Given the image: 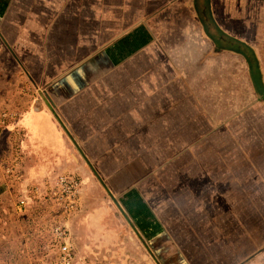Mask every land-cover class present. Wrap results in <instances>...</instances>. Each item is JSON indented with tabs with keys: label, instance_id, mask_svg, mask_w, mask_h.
<instances>
[{
	"label": "crops",
	"instance_id": "0c3cea01",
	"mask_svg": "<svg viewBox=\"0 0 264 264\" xmlns=\"http://www.w3.org/2000/svg\"><path fill=\"white\" fill-rule=\"evenodd\" d=\"M194 2L0 0L9 85L0 106L16 107L0 116V210L8 198L39 207L58 177L73 176L79 210L69 226L93 228L84 249L99 250L101 264H264V0H208L223 33L212 39ZM220 56L242 75L243 96L228 103L227 161L161 160L142 165L153 177L141 180L140 155L181 153L187 142L176 148L173 138L204 137L205 112L215 123ZM31 89L37 96L12 93ZM36 116H48L53 143L28 142Z\"/></svg>",
	"mask_w": 264,
	"mask_h": 264
},
{
	"label": "rangeland",
	"instance_id": "374dc122",
	"mask_svg": "<svg viewBox=\"0 0 264 264\" xmlns=\"http://www.w3.org/2000/svg\"><path fill=\"white\" fill-rule=\"evenodd\" d=\"M195 10L200 14L201 21L205 25V30L208 32L209 39L215 38L216 36H221L223 33L215 27V23L211 19V14L209 11L208 0H195ZM110 25V24H109ZM212 33V34H211ZM220 50L228 49L232 47V44L223 42L218 43ZM8 60L4 61L3 58L0 59V67L2 68L4 64L6 65ZM228 60L225 57H215V123L211 121L210 116L205 112L203 122L198 121V125L203 126L204 137L202 138H185L177 139L173 138L172 141L176 143V148H180V142H187L188 147L183 149L181 153L172 155L166 153L165 155H155L152 154L140 155L143 159V164L145 166H150L154 162L156 164L158 161L167 162H180L186 165L195 161H203L205 163L212 162H226L227 156L226 152L228 149V139L224 134V129L227 128V114H228V103L230 99H235L236 104L238 103V95L243 96V91H238V82H242V75L239 73L230 74L228 71ZM0 70V96L4 97L8 91V84L4 83L5 75ZM14 79V75H11ZM22 76V75H21ZM37 76V75H35ZM197 75L188 74L185 75V80L187 81L188 87H196ZM19 85L22 83L23 86H30L27 80L23 79V76L18 77ZM209 85H212L211 83ZM21 90V89H20ZM12 91L14 97L23 98L27 96H37V91ZM189 89V98H195L193 93ZM235 96V97H234ZM16 107H11L9 105L0 106V116L4 111L13 110ZM208 119V120H207ZM48 116H36L30 125L27 126V140L32 145L46 144V142L53 143L54 134L47 127ZM195 123H189L188 129H192ZM192 126V127H191ZM189 134H191L188 131ZM174 147V146H173ZM175 148V149H176ZM198 149V150H196ZM215 149L223 152V158H215ZM219 151V152H220ZM165 158V160H164ZM144 167V166H142ZM160 166H158L159 168ZM141 169L139 173L142 175L141 180L144 181L148 177H153L152 171H148V168ZM159 171V176L162 178H172L174 174L172 170L168 169H157ZM184 174L186 176L195 177V169H188ZM215 174V171H212ZM158 173V172H157ZM216 174H219L216 173ZM149 175V176H148ZM178 175V172H177ZM176 176V175H175ZM218 176V175H214ZM144 184V182H141ZM11 191V190H10ZM16 191L14 194H17ZM17 198V197H16ZM11 199V198H10ZM8 198L9 207L7 211L0 210V264H58L57 263V244L54 241L52 234L53 227L62 220L56 213V209L51 206V203L44 201L42 203H37V207L28 202L32 207L26 213L23 210L18 209L17 201L10 202ZM4 217H7L5 219ZM66 224L70 235V243L72 246L73 262L72 264H101L99 261V250L94 251L93 257H89L87 251L84 249L85 242L96 241L94 230L92 227L85 225L84 228L72 232L71 222ZM66 222V221H65ZM71 222V223H70ZM98 238V237H97ZM111 264H115L114 262Z\"/></svg>",
	"mask_w": 264,
	"mask_h": 264
},
{
	"label": "built area",
	"instance_id": "2783aa9c",
	"mask_svg": "<svg viewBox=\"0 0 264 264\" xmlns=\"http://www.w3.org/2000/svg\"><path fill=\"white\" fill-rule=\"evenodd\" d=\"M12 171L14 168L8 169L6 172L11 174ZM46 196L62 219L52 229L54 241L57 244V263L72 264L73 249L70 243V235L65 226L67 221L79 210L80 181L73 176H60L54 185L48 189ZM17 206L19 211L24 210L28 206L27 198L21 197Z\"/></svg>",
	"mask_w": 264,
	"mask_h": 264
},
{
	"label": "water",
	"instance_id": "95a60500",
	"mask_svg": "<svg viewBox=\"0 0 264 264\" xmlns=\"http://www.w3.org/2000/svg\"><path fill=\"white\" fill-rule=\"evenodd\" d=\"M257 264H260V263H257Z\"/></svg>",
	"mask_w": 264,
	"mask_h": 264
}]
</instances>
